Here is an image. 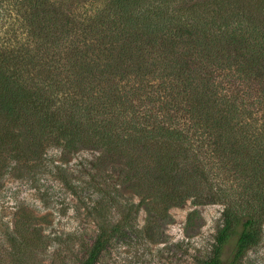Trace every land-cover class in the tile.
<instances>
[{
  "label": "trees",
  "instance_id": "16d2710c",
  "mask_svg": "<svg viewBox=\"0 0 264 264\" xmlns=\"http://www.w3.org/2000/svg\"><path fill=\"white\" fill-rule=\"evenodd\" d=\"M51 146H94L108 194L223 203L198 264H233L264 214V0H0V177Z\"/></svg>",
  "mask_w": 264,
  "mask_h": 264
},
{
  "label": "rangeland",
  "instance_id": "374dc122",
  "mask_svg": "<svg viewBox=\"0 0 264 264\" xmlns=\"http://www.w3.org/2000/svg\"><path fill=\"white\" fill-rule=\"evenodd\" d=\"M93 147L51 146L41 169L0 177V264H82L102 232L105 247L91 264H198L212 256L223 203L169 201L137 185L108 194L115 171L99 172ZM230 184L227 199L247 198ZM241 228L236 223L221 246L223 260ZM255 230L256 241L233 264H264V214Z\"/></svg>",
  "mask_w": 264,
  "mask_h": 264
}]
</instances>
